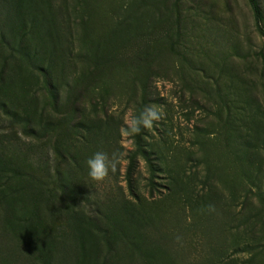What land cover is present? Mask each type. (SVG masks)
<instances>
[{"label":"rangeland","instance_id":"374dc122","mask_svg":"<svg viewBox=\"0 0 264 264\" xmlns=\"http://www.w3.org/2000/svg\"><path fill=\"white\" fill-rule=\"evenodd\" d=\"M146 106L148 163L120 131ZM97 151L122 154L103 182ZM0 264H264L246 0H0Z\"/></svg>","mask_w":264,"mask_h":264},{"label":"clouds","instance_id":"9594fccd","mask_svg":"<svg viewBox=\"0 0 264 264\" xmlns=\"http://www.w3.org/2000/svg\"><path fill=\"white\" fill-rule=\"evenodd\" d=\"M162 114L156 109L146 106L138 115L132 116L126 126L121 128V135L125 138L139 135L142 130L153 127L154 122L159 121ZM122 154L114 151L111 155L104 151H97L87 159L88 176L94 182H103L110 173L115 174Z\"/></svg>","mask_w":264,"mask_h":264},{"label":"trees","instance_id":"16d2710c","mask_svg":"<svg viewBox=\"0 0 264 264\" xmlns=\"http://www.w3.org/2000/svg\"><path fill=\"white\" fill-rule=\"evenodd\" d=\"M248 6H249V9L251 11V14H252V17H253V23H254V26L257 30V32L264 36V30L262 29L261 25H260V20H261V15H260V8L257 4V1L256 0H246ZM139 138V135H137V142L135 143V147H136V153L140 154V156L145 160V162L148 163V159L147 157L144 155V152L142 151V147L140 145V141L138 140ZM135 154H131V156L128 158V163H127V167H126V171H125V174L127 176V185L129 186V181H130V175L134 169L133 167V157H134ZM67 159H69V157H67ZM60 180V176L58 177L57 181ZM58 183V182H57ZM60 184V183H58ZM64 186H60L58 187L61 191H62V195H64V192L65 190L70 187V185H66L64 183H62ZM61 184V185H62ZM40 249V247H39Z\"/></svg>","mask_w":264,"mask_h":264}]
</instances>
